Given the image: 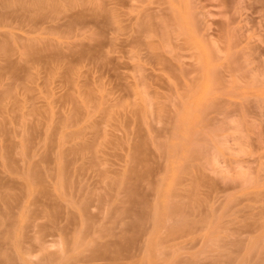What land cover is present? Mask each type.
<instances>
[{"label":"rangeland","instance_id":"obj_1","mask_svg":"<svg viewBox=\"0 0 264 264\" xmlns=\"http://www.w3.org/2000/svg\"><path fill=\"white\" fill-rule=\"evenodd\" d=\"M0 264H264V0H0Z\"/></svg>","mask_w":264,"mask_h":264}]
</instances>
